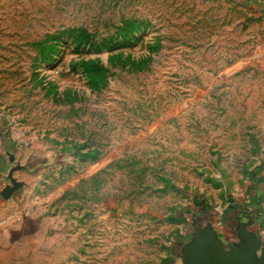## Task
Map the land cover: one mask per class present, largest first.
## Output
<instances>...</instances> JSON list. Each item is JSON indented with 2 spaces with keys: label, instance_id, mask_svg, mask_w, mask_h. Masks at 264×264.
<instances>
[{
  "label": "rangeland",
  "instance_id": "rangeland-1",
  "mask_svg": "<svg viewBox=\"0 0 264 264\" xmlns=\"http://www.w3.org/2000/svg\"><path fill=\"white\" fill-rule=\"evenodd\" d=\"M0 126L7 264H184L232 218L264 242V0H0Z\"/></svg>",
  "mask_w": 264,
  "mask_h": 264
},
{
  "label": "crops",
  "instance_id": "crops-1",
  "mask_svg": "<svg viewBox=\"0 0 264 264\" xmlns=\"http://www.w3.org/2000/svg\"><path fill=\"white\" fill-rule=\"evenodd\" d=\"M20 167H24L21 161V148L15 139L5 136L3 128L0 126V264H7L6 256H12L15 254L16 244L19 241L18 239L21 237V235H18L15 232L11 233L9 231L22 226L21 222L25 220L22 214L21 197L25 196V190L27 189L25 187L20 188V191L15 193L9 199H4L1 195L7 187H11L9 178L10 172L14 169L18 168V170L13 174V177L17 181L21 183L28 181L24 178V169L22 171L19 169ZM13 225L16 226L13 227ZM212 225L213 231H211L217 236L218 242L223 247L225 259L227 260L229 257H234L236 255V251L242 244L247 243V235L253 234L257 239H259L247 223L239 224V221H237L234 225L226 224L221 228H218V224L216 222L212 223ZM219 229L220 231L217 232L216 230ZM194 234L195 232L192 234V240L190 243L194 240ZM188 244L186 246H188ZM263 249L264 242L261 241L259 249L250 256L256 260L260 259Z\"/></svg>",
  "mask_w": 264,
  "mask_h": 264
},
{
  "label": "water",
  "instance_id": "water-1",
  "mask_svg": "<svg viewBox=\"0 0 264 264\" xmlns=\"http://www.w3.org/2000/svg\"><path fill=\"white\" fill-rule=\"evenodd\" d=\"M11 187H7L2 196L6 199L10 197L22 185L13 178L10 173ZM247 243L242 244L236 251V255L225 259L223 247L218 242L217 236L212 231L197 227L194 240L184 248V264H264V249L260 259H253L254 254L261 246V241L253 234L247 235Z\"/></svg>",
  "mask_w": 264,
  "mask_h": 264
},
{
  "label": "trees",
  "instance_id": "trees-1",
  "mask_svg": "<svg viewBox=\"0 0 264 264\" xmlns=\"http://www.w3.org/2000/svg\"><path fill=\"white\" fill-rule=\"evenodd\" d=\"M209 210H210V208H209ZM207 212H208V211H207ZM207 212H205V213H207ZM223 216H224V214H223ZM233 219H234V218H232L231 223L233 222V225H234V224H236V220L234 221Z\"/></svg>",
  "mask_w": 264,
  "mask_h": 264
}]
</instances>
